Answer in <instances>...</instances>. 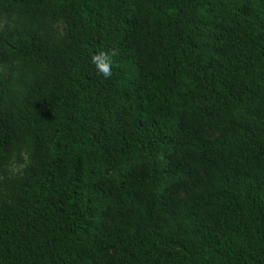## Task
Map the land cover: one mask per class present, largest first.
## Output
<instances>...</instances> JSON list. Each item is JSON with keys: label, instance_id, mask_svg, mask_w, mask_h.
Here are the masks:
<instances>
[{"label": "trees", "instance_id": "1", "mask_svg": "<svg viewBox=\"0 0 264 264\" xmlns=\"http://www.w3.org/2000/svg\"><path fill=\"white\" fill-rule=\"evenodd\" d=\"M0 264H264V0H0Z\"/></svg>", "mask_w": 264, "mask_h": 264}, {"label": "clouds", "instance_id": "2", "mask_svg": "<svg viewBox=\"0 0 264 264\" xmlns=\"http://www.w3.org/2000/svg\"><path fill=\"white\" fill-rule=\"evenodd\" d=\"M117 55L115 50L98 51L92 53L90 56L92 64L95 66L97 72L104 78H111L113 75V57Z\"/></svg>", "mask_w": 264, "mask_h": 264}, {"label": "rangeland", "instance_id": "3", "mask_svg": "<svg viewBox=\"0 0 264 264\" xmlns=\"http://www.w3.org/2000/svg\"><path fill=\"white\" fill-rule=\"evenodd\" d=\"M211 133V132H210ZM212 134V133H211ZM231 221L229 218H224L223 221H221L219 224H222V225H227V224H230Z\"/></svg>", "mask_w": 264, "mask_h": 264}]
</instances>
